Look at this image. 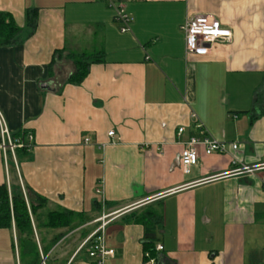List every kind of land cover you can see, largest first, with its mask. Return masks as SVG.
I'll list each match as a JSON object with an SVG mask.
<instances>
[{
  "label": "crops",
  "instance_id": "obj_1",
  "mask_svg": "<svg viewBox=\"0 0 264 264\" xmlns=\"http://www.w3.org/2000/svg\"><path fill=\"white\" fill-rule=\"evenodd\" d=\"M112 1L132 18L127 32L106 0H0L20 28L0 45V112L11 136H34L15 160L0 149V184L9 196L20 187L41 264H94L92 240L80 246L102 223L103 264L264 263V0ZM197 14L231 32L205 55L184 49L181 26ZM96 53L67 83L74 58ZM191 113L237 147L200 152L184 173ZM239 164L261 166L227 173ZM50 211L71 212L72 225L43 226ZM142 220L157 222L152 257ZM0 264H23L13 222L0 227Z\"/></svg>",
  "mask_w": 264,
  "mask_h": 264
},
{
  "label": "built area",
  "instance_id": "obj_2",
  "mask_svg": "<svg viewBox=\"0 0 264 264\" xmlns=\"http://www.w3.org/2000/svg\"><path fill=\"white\" fill-rule=\"evenodd\" d=\"M106 2L114 10V19L121 23L120 31L127 32L132 18L125 12L122 5L114 4L112 0H106ZM181 30L184 35V49L186 54L205 55L209 52L213 43L220 39L229 40L231 37L230 30L223 27L219 20L203 14H197L186 19L181 26ZM190 116L193 119L192 126L197 131V135L191 136L182 142V148L179 153V162L184 173H188L190 168L197 163L200 152L205 155H210L212 153L223 154L226 152L227 145L232 149H236L237 147L236 144H227L215 139L205 131L196 114L191 113ZM183 130V127H179L177 129V135H180ZM107 135L113 136V131H109ZM86 141H88L87 138L85 139V142ZM33 143L34 136L31 132H27L23 140L13 138L0 112V149L4 161L7 160L8 155L15 160L14 153L19 148H24L25 151L29 152L33 147ZM231 164L234 165V161H232ZM260 166V164H239L238 166L232 167L227 173H252ZM103 226L104 223H102L96 231L90 234L80 246L82 247L87 241L92 240V243L87 249V255L90 258H93L94 264H103L106 257L113 255V250L105 249L103 245ZM156 249L160 250L162 249V246L158 244Z\"/></svg>",
  "mask_w": 264,
  "mask_h": 264
},
{
  "label": "trees",
  "instance_id": "obj_3",
  "mask_svg": "<svg viewBox=\"0 0 264 264\" xmlns=\"http://www.w3.org/2000/svg\"><path fill=\"white\" fill-rule=\"evenodd\" d=\"M26 23L34 30L37 23V11L35 9L26 13ZM20 28L5 13L0 12V45H11L18 41ZM55 55V54H54ZM100 53L94 55H83L74 58V70L68 76L67 83L78 85L83 81L88 72V66L93 61H99ZM25 132L12 135L13 138L23 140ZM17 152H27L24 148H19ZM15 151V153H16ZM16 191L9 196L8 188L5 183L0 184V227L10 228L12 222L17 232L18 246L20 249V258L23 264H41V257L34 238V233L20 187L16 186ZM36 204L30 202L31 212H35L38 207L42 206L44 199L36 197ZM72 213L63 211H50L45 216L43 226L48 228L70 227L72 225ZM144 225L143 233V251L147 253L146 257H152L155 254L154 244L156 239V221H141ZM60 235L52 240V243ZM47 248L43 249V254Z\"/></svg>",
  "mask_w": 264,
  "mask_h": 264
},
{
  "label": "rangeland",
  "instance_id": "obj_4",
  "mask_svg": "<svg viewBox=\"0 0 264 264\" xmlns=\"http://www.w3.org/2000/svg\"><path fill=\"white\" fill-rule=\"evenodd\" d=\"M9 161H10V160H9ZM9 161H8V162H9Z\"/></svg>",
  "mask_w": 264,
  "mask_h": 264
}]
</instances>
